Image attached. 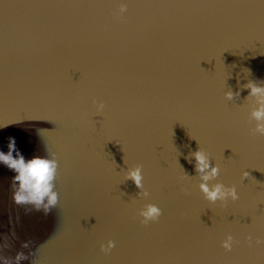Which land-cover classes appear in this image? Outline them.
Returning a JSON list of instances; mask_svg holds the SVG:
<instances>
[{"label": "water", "instance_id": "95a60500", "mask_svg": "<svg viewBox=\"0 0 264 264\" xmlns=\"http://www.w3.org/2000/svg\"><path fill=\"white\" fill-rule=\"evenodd\" d=\"M249 79L264 82V0H0V150L14 137L26 159L59 163L48 214L14 203L0 164V264H264ZM198 148L238 200L204 198ZM137 164L147 197L125 179ZM147 203L162 215L143 225Z\"/></svg>", "mask_w": 264, "mask_h": 264}, {"label": "clouds", "instance_id": "9594fccd", "mask_svg": "<svg viewBox=\"0 0 264 264\" xmlns=\"http://www.w3.org/2000/svg\"><path fill=\"white\" fill-rule=\"evenodd\" d=\"M127 11L126 4H120L115 15L122 18ZM247 70V69H246ZM248 71V70H247ZM248 90L246 99H251L253 104L249 113V121L254 122V126L249 128L251 135L264 136V82L258 83L255 80L249 79L242 86ZM239 96V92L233 93L231 89L225 92V98L229 101ZM97 113H101L105 107L102 101L95 102ZM4 125L2 127H6ZM7 151L0 150V164L11 170L14 175L12 198L17 205H29L36 211H43L48 214L58 205L59 193L56 190V178L58 175L59 163L55 152L48 155H34L26 159L16 146L14 137H8ZM194 170L199 179V190L204 198L210 203L217 201L226 202L231 199L236 201L239 199V194L235 185L227 186L222 182L216 181L220 174V167L211 162L209 155L201 148H198L187 157L189 163H193ZM250 176L247 170L241 173V180L244 181ZM125 179L132 180L135 186L139 189L137 195L147 197L148 191L144 188L142 165L129 167L125 171ZM216 181L214 183H210ZM162 215V209L154 203H147L138 211V216L141 218L140 223L148 225L150 222H156ZM249 245L253 244L252 235L246 237ZM234 243H238L231 234H227L225 239L221 241V246L225 251L230 252ZM255 244H264V240L255 239ZM24 247H28L27 244ZM116 247L114 240H107L106 243L100 245V249L105 254L111 252ZM17 261L26 260L27 256L19 253L16 257Z\"/></svg>", "mask_w": 264, "mask_h": 264}]
</instances>
